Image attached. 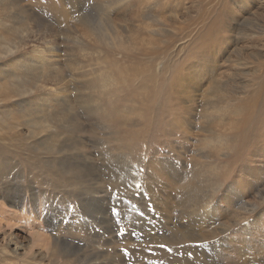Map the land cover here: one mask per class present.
I'll return each instance as SVG.
<instances>
[{"label": "rangeland", "instance_id": "374dc122", "mask_svg": "<svg viewBox=\"0 0 264 264\" xmlns=\"http://www.w3.org/2000/svg\"><path fill=\"white\" fill-rule=\"evenodd\" d=\"M0 4V264H264V0Z\"/></svg>", "mask_w": 264, "mask_h": 264}, {"label": "bare ground", "instance_id": "6f19581e", "mask_svg": "<svg viewBox=\"0 0 264 264\" xmlns=\"http://www.w3.org/2000/svg\"><path fill=\"white\" fill-rule=\"evenodd\" d=\"M43 1H45V0H43ZM47 1V0H46ZM51 1V0H50ZM58 1V0H57ZM240 1V0H239ZM49 2V1H48ZM52 2H55V1H52ZM50 3V2H49ZM47 5H48V3H47ZM50 6H51V4H49ZM53 5V4H52ZM60 5V4H59ZM58 5V6H59ZM4 5H1L0 4V8H3V11H5L6 10V12H4L3 13V11L0 9V27H2V26H5V20H6V15H5V13H7V10H8V7H7V9L6 8H4L3 7ZM54 6H55V4H54ZM54 6H52V11H54L55 9H57V8H54ZM57 6V5H56ZM54 9V10H53ZM57 11V10H56ZM2 17V18H1ZM9 18L10 17H8L7 19L9 20ZM40 27V26H39ZM12 29L13 30H15V33L17 34L18 33V31H17V28H13L12 27ZM30 29H28V31H29ZM3 33H5V31H2V30H0V34H3ZM31 33V32H30ZM28 34V33H27ZM24 40H18L17 42H16V44H15V49H20V45H21V43L23 42ZM21 51H19V50H16L14 53H11V54H9V56H11V57H14V59L12 58V60H8L10 63L12 62V64H8L7 66H14V67H17L18 65H20L21 63H23V61H24V58L25 57H23V54H21L20 53ZM37 52V51H36ZM38 53H40V52H38ZM38 53H36V54H38ZM47 55V54H46ZM46 55H44V54H39L37 57H36V60H37V63L39 64V65H41L40 66V68L41 69H43V68H47V69H53L51 66V64L50 63H48L47 62V56ZM51 55V54H50ZM5 57L6 56H4V57H0V61H2V60H4L5 59ZM27 58V57H26ZM8 61H4V64L6 63V62H8ZM28 65L30 64L29 62L27 63ZM27 64H24V65H27ZM30 67V66H29ZM4 68H6V67H4ZM54 70V69H53ZM32 83H34V82H32ZM36 84V83H35ZM34 86V85H33ZM147 91H148V89H146ZM6 92H10L11 93V91L7 88V86H5V84H4V82H2L1 84H0V96H2V95H5L6 96ZM147 93V92H146ZM146 93H145V90H143V93L141 94V98H142V100H143V103H142V105L144 106H148V98H146V96L148 95H146ZM149 93V92H148ZM169 94V93H168ZM140 96V95H139ZM148 97V96H147ZM9 99V98H8ZM162 106V105H161ZM143 109H147V107H142ZM66 110V109H65ZM57 112V111H56ZM59 112V111H58ZM66 113V112H65ZM69 113V112H68ZM74 113V112H73ZM116 113V112H115ZM40 114V113H39ZM58 115H59V113H57ZM71 114V113H70ZM237 113H234V115H236ZM56 115V114H55ZM63 116V115H62ZM61 116V117H62ZM65 116H67V115H65ZM76 117H78L77 115H76ZM60 118V117H59ZM70 118V117H69ZM78 118H80V117H78ZM58 120V119H57ZM56 120V121H57ZM74 120V119H73ZM77 120V119H76ZM60 121H61V119H60ZM64 121H65V118H64ZM67 121V120H66ZM65 121V122H66ZM52 123V122H51ZM60 123V122H59ZM62 123V122H61ZM67 124V123H66ZM249 124V121H247L246 123H245V125H248ZM53 125V124H52ZM61 125V124H60ZM71 125V124H70ZM65 127H66V125H65ZM77 127V126H76ZM81 127V126H80ZM83 128V127H82ZM61 129V128H60ZM63 129V128H62ZM67 129H69V128H67ZM81 129V128H80ZM236 129H238V128H235V130ZM240 129H242V128H240ZM263 131H264V122H263ZM71 130V129H70ZM69 131V130H68ZM72 131V130H71ZM75 131V130H74ZM80 131V130H79ZM65 132V131H64ZM67 132V131H66ZM69 133H71V132H69ZM72 133H73V131H72ZM78 133V132H77ZM48 134V133H47ZM56 135H57V133H56ZM51 137V136H50ZM49 137V138H50ZM53 138V137H52ZM67 139V138H66ZM72 139V138H71ZM54 140V139H53ZM52 144V143H51ZM53 145V144H52ZM64 147V146H63ZM236 147V146H235ZM59 149V148H58ZM74 149V148H73ZM58 154H60L59 152H58ZM67 155V154H66ZM229 160H230V157H229ZM229 162V161H228ZM69 175H70V173H69ZM71 176V175H70ZM188 179V178H187ZM187 179L185 180V179H180V182H182V187H181V183H180V189H181V191H182V188H187L188 187V189H192V191L194 190V191H197V189H196V187H195V185L194 184H191V181L189 180V181H187ZM199 183H198V181L196 182V185L197 186H199L198 185ZM189 191V190H188ZM183 193V192H182ZM191 194V193H190ZM199 193H195L194 195H189V197L186 199V202L187 203H190V202H192V201H194V202H192V207H196L198 204H199V202H197L196 200H198V199H200V207H202L203 206V199H201V197L200 196H198L197 198H196V196L198 195ZM183 196V195H182ZM21 201V200H20ZM199 201V200H198ZM22 202V201H21ZM225 202H228V200H226ZM19 203V202H18ZM198 203V204H197ZM10 204H12V202H10ZM21 204H23V203H21ZM25 204H27V203H25ZM34 206H36L35 204H33ZM205 206V205H204ZM208 207V206H207ZM24 208V207H23ZM206 209V208H205ZM214 209V208H213ZM210 210V209H209ZM204 211V210H203ZM79 212V211H78ZM204 214V213H203ZM208 215V214H207ZM210 215V214H209ZM211 219V218H210ZM212 220V219H211ZM198 221V220H197ZM197 221H195V220H193L192 221V223H195V222H197ZM208 221V220H207ZM216 222V221H215ZM211 224V223H210ZM189 226V225H188ZM190 226H191V224H190ZM189 228H191V227H189ZM211 228V227H210ZM213 229H211V230H213V232L215 231V229H214V227H212ZM175 231V230H174ZM223 231V230H222ZM213 232L211 233V234H209V232H208V235L207 236H209V238L212 236V234H213ZM138 233V232H137ZM205 233V232H204ZM221 233V231H219V233L218 234H220ZM173 234H174V236L172 237V239H175V241H176V243L177 242H179L180 240V243L181 242H183V244L184 243H188V242H194L195 243V241L197 242V241H199L201 238H202V235H197V234H194V236H184L182 233H176V232H173ZM200 234H201V232H200ZM206 235V234H205ZM170 238V237H169ZM206 238V237H205ZM207 239V238H206ZM178 240V241H177ZM173 241V240H172ZM162 243V242H161ZM169 243V242H168ZM175 243V242H174ZM166 244V243H165ZM171 244V243H170ZM169 245V244H168ZM172 246V245H171ZM129 247V246H128ZM170 248V247H169ZM178 249V248H177ZM162 253V252H161ZM161 253H160V255H161ZM163 254V253H162ZM159 256V255H158ZM173 260V259H172ZM181 261V260H180ZM174 262H176V261H172L171 263H174Z\"/></svg>", "mask_w": 264, "mask_h": 264}]
</instances>
